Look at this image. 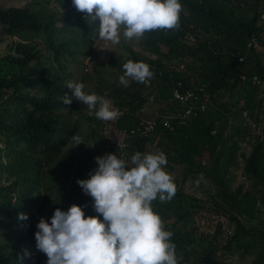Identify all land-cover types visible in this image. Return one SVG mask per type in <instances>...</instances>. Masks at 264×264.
I'll return each mask as SVG.
<instances>
[{
  "label": "trees",
  "instance_id": "obj_1",
  "mask_svg": "<svg viewBox=\"0 0 264 264\" xmlns=\"http://www.w3.org/2000/svg\"><path fill=\"white\" fill-rule=\"evenodd\" d=\"M247 1L179 0L185 9L179 13L177 27L144 33L140 37V52L127 47L130 60L144 62L155 74L156 91L148 88L147 95L142 82L131 81L127 89H121L115 104L117 110L124 111L117 127L131 129L139 125V112L148 98L159 104L165 103L168 111L176 113L181 107L173 97L174 87L184 91L206 87L205 93L209 94L215 107L213 111L197 110V115L183 125L172 121L173 131L159 126L148 139L132 138L126 149L143 153L146 143L154 142V136L160 135L158 144L160 147L164 142V154L176 152L175 160L180 161L179 164L190 173L210 179L221 190L220 197L227 200L237 214L229 217L235 229L224 248L242 237L254 239L260 243L261 249L251 264H264V223L260 222L258 227L251 225L257 201L264 204V138L257 141L245 165L246 177L254 187H261L258 199L248 191L242 194L241 189L230 193L226 179L235 153H226L223 135L226 124L216 126L222 117L220 109L230 110L223 100L238 87L247 89V85H251L252 97L246 101L245 107L252 117L257 116L255 111L263 114L264 88L257 89L252 81L243 80L244 76L249 78L255 73L264 81V68L257 55L261 51L249 49V43L253 41L264 48V31L259 26L261 15L258 10L262 0H254L256 5L251 9V16L245 13V5H249ZM55 2L66 10L65 14L47 16L45 12L34 11L30 7L0 8L2 34H17L24 42L10 46L11 53L0 57L7 69L0 77V137L4 144L0 148V243L5 240L0 244V264H23L28 248L35 244V224L41 217L47 221L54 209L65 210L64 206L72 204L84 205L85 215H95L91 198L82 193L75 181L87 178V173L95 168L94 157L117 150L101 136L98 140L89 137V132L82 133L81 137L93 139L94 147L85 143L71 147L74 142L71 137L78 135L79 129H74L68 119V115L73 113L72 103H61L60 97L67 93L62 86L72 76L68 63H73L78 55L89 56L97 42L95 27L98 22L92 21L85 13L77 12L71 0ZM58 23H62L61 27L57 26ZM189 36L193 43H190ZM29 37L32 38L29 40ZM40 40L48 56L43 55L42 49L35 48ZM172 61L190 62L194 74H174L171 78L167 63ZM34 64L38 67L33 70ZM104 64L114 73L115 69H121L122 61L111 56ZM27 88H37L38 94L26 92ZM256 89L258 95H252ZM4 92L9 94L6 99L2 98ZM6 104L14 106L12 113L3 109ZM159 112L162 115L166 113L163 109ZM91 120L88 114L79 119L82 124ZM192 138L200 144L201 154H208V167L203 166L199 158L191 156L189 140ZM221 152L226 153L223 164L220 162ZM174 185L173 196L187 199V194L176 191L178 184ZM42 193L45 197L52 193L54 203L43 215L40 211L30 213ZM150 204L159 216L162 228L172 233L170 240L175 244L177 264L188 263L192 257L187 251L190 242L175 229L177 221L168 223L173 219L167 205L157 201ZM19 213L25 214L27 219L19 220ZM242 217L247 221L243 222ZM217 242L214 238V241L205 243V249L196 258L199 259L197 264H215L218 261L222 248Z\"/></svg>",
  "mask_w": 264,
  "mask_h": 264
},
{
  "label": "clouds",
  "instance_id": "obj_2",
  "mask_svg": "<svg viewBox=\"0 0 264 264\" xmlns=\"http://www.w3.org/2000/svg\"><path fill=\"white\" fill-rule=\"evenodd\" d=\"M71 4L92 21L98 20L97 36L114 45L121 36L126 40L140 38L151 30L177 27L179 13L185 9L179 0H71ZM167 66L171 78L186 70L182 61H172ZM121 69L122 75L117 78L121 86L135 81L145 85L147 95L148 88L156 91L155 74L144 62L127 60ZM65 86L70 95L60 97L62 104L75 100L86 106L90 116L112 120L110 123L117 126L123 112L105 96L84 91L80 82L70 81ZM176 89L179 88L172 90L173 97ZM157 103L152 98L145 102L155 107ZM161 106L156 111H165L167 105ZM71 140L81 144L77 135ZM93 159L95 168L87 173V178L75 183L91 198L95 215H85L84 205L72 204L66 210L54 209L47 221L41 217L35 224L34 246L45 255V264H177L172 233L162 228L150 204L157 197L170 200L175 193V185L162 167L166 164L165 154L135 152L127 162L112 153ZM18 219L26 220L27 216L19 213Z\"/></svg>",
  "mask_w": 264,
  "mask_h": 264
},
{
  "label": "rangeland",
  "instance_id": "obj_3",
  "mask_svg": "<svg viewBox=\"0 0 264 264\" xmlns=\"http://www.w3.org/2000/svg\"><path fill=\"white\" fill-rule=\"evenodd\" d=\"M247 2L249 5H245V13L251 16V9L256 4L254 0H248ZM258 6L259 14L261 15L259 26L264 31V0H262ZM25 7H30L34 11H43L47 16L57 15L59 17L66 13V10L62 9L55 0H0V8L3 10ZM96 21L98 22V20ZM61 25L62 23H58L57 26L61 27ZM2 32V27L0 25V57H4L11 53L9 50L10 46L24 43L19 35H3ZM30 38L32 37L28 39L30 40ZM188 39L190 43H193V38H191V36ZM41 41L42 40L36 42L35 48L37 50L42 49L43 55L48 56L49 53L44 50V45ZM127 47L132 48L136 52H140L142 49L140 38L126 40L121 36L119 43L114 45L110 41L98 37L97 42L92 46L89 52V56L85 57L78 55L73 63H68L72 76L65 82L62 89L70 95V90L65 86L68 82L83 83L85 86L84 91L105 96L110 101L111 105L118 109V106L115 104V99L118 98L121 89H127L129 84L127 87L121 86L117 78L122 75V70L119 71V69H115L113 73V71H111L112 69L104 63L111 56L121 59L123 63L130 60ZM257 55L261 59L264 68V49L262 48V51L258 52ZM183 63L186 68L183 74L193 75L194 72L191 71L189 66L190 62L185 61ZM37 67L38 66L34 64L31 68L34 70ZM5 69L6 66L3 64V60L0 59V77L7 70ZM251 69L254 70V68ZM247 87V89L238 87L225 97L223 101L228 104L230 110L226 112L224 109H220L222 117L216 122V126L218 127L222 124H226L223 133L227 145L226 153H235V159L232 161L227 171L226 183L228 184L230 193H234L241 189L242 194L248 191L253 195L252 197L258 199L261 187H254L253 183L246 177L245 165L257 141L264 138V104L262 107L263 114L262 111L261 113L255 111L254 113H256L257 116L252 117L249 114V109L245 107L246 101L248 102L252 97L251 85H247ZM96 89H99V92H96ZM257 89L252 95L256 93L258 95L259 91ZM37 90V88H27L25 91L31 94H38ZM8 95V92H4L2 98L6 99ZM149 103H151L150 100L148 101V104ZM159 103L160 102L157 103L158 105L156 107L147 104L143 105V108L139 112L141 115L140 118L152 113L151 111H156L158 108H161L162 104ZM72 106L74 108L73 113L68 115V119L74 129H79L77 130V136L81 138V144L85 143L88 146L94 147L93 139L98 140L101 136L117 148L112 154H116L122 159L125 158L126 162L130 160L131 155L135 153V151L124 149L123 153H121L122 148L119 149L117 144L120 145V147H122V144L115 141V138L112 139V136L108 134L112 129L110 126L113 124L110 123L112 120L110 122L101 121L96 119L94 115L90 116L86 106L75 100L72 101ZM3 109L12 113L14 111V106L12 104H6ZM206 109L210 111L215 109L210 100V96L209 102L206 104ZM94 110L95 109H93V112ZM120 111L124 113L123 110ZM87 114L92 120L90 122L85 121L84 124L80 123V117L83 116L85 118ZM5 118H7V116ZM84 132H89V137L91 136L93 139L81 137V134ZM195 140L196 138L189 140L191 142L190 154L194 158H199L203 166L208 167L210 165L209 156L207 153L201 154V146ZM159 141L161 142L160 135L156 134L154 136V142L148 141L146 143L143 153H155L157 151L166 152L164 142H162L163 146L159 147ZM75 146L77 145L73 142L71 147ZM2 147H4V144L3 139L0 137V148ZM226 153L223 154L221 152L220 154L221 164L225 161ZM200 154L201 158L199 156ZM175 156L176 152L172 151L169 152V155L165 154L166 164L162 167L163 170L169 174L172 182L178 184L176 191L187 194L188 198L173 196L170 200L161 201L159 198H156L153 201H157V203L165 206L167 205L171 219H173L168 223L173 224L177 221L175 229L190 242L187 251L192 255L191 260L188 261V263L181 264L199 263V259L197 260L196 258H198L200 253L205 249L207 243L214 241V238H217V245L222 248L217 257L218 261L215 264H251L261 249L260 243L254 239L242 237L240 240L234 242L232 246H228L227 249L224 248L230 237V233L235 229L229 217L230 215L233 216L237 214L230 207L227 200L220 197L219 193H221V190L216 184L202 174L190 173L187 168L179 164L180 161L175 160ZM3 161L5 162V159H3ZM3 180H5V178ZM40 191H42L41 188ZM54 200L55 198L52 193H50L48 197H45L42 193L39 201L33 204L30 213L35 214L37 211H40L41 215L45 214L54 203ZM257 202L255 218L251 223L253 227H258L260 222L264 223V204L259 200ZM213 203H215V205ZM64 208L66 210L68 207L64 206ZM39 217L41 216L39 215ZM242 219L244 220L243 222L247 221L246 217H242ZM220 225L221 233L218 234ZM4 243L5 240L2 239L0 244ZM34 245L35 244H32V247L28 248L23 264H45V255L38 252ZM201 260L202 259H200V261Z\"/></svg>",
  "mask_w": 264,
  "mask_h": 264
},
{
  "label": "built area",
  "instance_id": "obj_4",
  "mask_svg": "<svg viewBox=\"0 0 264 264\" xmlns=\"http://www.w3.org/2000/svg\"><path fill=\"white\" fill-rule=\"evenodd\" d=\"M249 47L262 51V48L259 46L257 41L250 42ZM239 61L242 62V59ZM246 79V76H244L243 80ZM249 80L252 81L253 85H257V88H264V81H261L257 75L250 77ZM205 88V86H201L184 92L176 89L174 91V99L181 107L180 111L172 113L168 111V108H165V115L160 114L158 111H151L152 113L140 118L139 125L136 127L131 129H121L113 124L110 125L112 129L108 134L112 136V139L115 138V141L122 144V147L118 144L117 146L119 149L122 148L121 153H123V150L129 147L131 142L130 140L132 138L140 140L148 139L153 135L159 126H162L169 131H173L174 127L172 121H175L177 125H183L193 116L195 117L198 111H204L206 109V104L209 101V95L205 93ZM200 101L203 102L200 104Z\"/></svg>",
  "mask_w": 264,
  "mask_h": 264
}]
</instances>
